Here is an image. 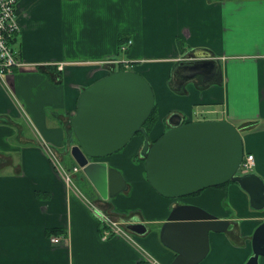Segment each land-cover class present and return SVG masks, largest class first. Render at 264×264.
<instances>
[{"label": "crops", "instance_id": "obj_1", "mask_svg": "<svg viewBox=\"0 0 264 264\" xmlns=\"http://www.w3.org/2000/svg\"><path fill=\"white\" fill-rule=\"evenodd\" d=\"M17 10L21 30L11 43L26 65L15 70L12 92L0 83V264H142L138 248L121 237L105 238L94 213L56 172L42 141L72 164L76 143L67 124L81 92L118 70L101 64L109 60L141 63L148 74L160 124L151 140L170 129L173 116L184 123L226 120L240 129L258 124L264 117V0H19ZM187 56L188 63L216 60L214 79L200 73L184 82L188 73L178 76L175 70ZM124 153L101 161L122 173L127 192L103 201L81 172L74 179L86 184L88 197L74 185L115 220L145 225L146 234L132 232V238L157 260L172 264L176 258L161 243L160 230L178 204L237 223L235 233H210V253L200 264L249 259L253 250L244 252L264 219L250 229L240 217L218 214L216 197L233 192L232 186L170 201L152 189L140 158ZM253 156L264 179V156ZM55 237L60 241L54 243Z\"/></svg>", "mask_w": 264, "mask_h": 264}, {"label": "water", "instance_id": "obj_2", "mask_svg": "<svg viewBox=\"0 0 264 264\" xmlns=\"http://www.w3.org/2000/svg\"><path fill=\"white\" fill-rule=\"evenodd\" d=\"M175 73L186 71L184 82L197 74L216 76L213 58L185 62ZM206 71V73H205ZM217 72V73H216ZM155 93L149 81L135 71L117 70L87 86L80 94L77 111L69 120L77 140L70 153L99 194L113 199L128 191L122 173L101 159L124 149L142 132L146 178L162 197L180 199L205 189L232 182L249 197L250 206L264 210V179L257 173H240L245 157L241 129L226 120L184 123L178 116L169 119L168 129L155 142L144 125L155 108ZM236 222L221 219L193 204L172 208L160 230V241L176 253L172 264H200L210 253V233H229ZM232 226V228H231ZM127 229L144 235L145 225L130 223ZM253 254L244 264H260L264 258V222L254 231Z\"/></svg>", "mask_w": 264, "mask_h": 264}, {"label": "built area", "instance_id": "obj_3", "mask_svg": "<svg viewBox=\"0 0 264 264\" xmlns=\"http://www.w3.org/2000/svg\"><path fill=\"white\" fill-rule=\"evenodd\" d=\"M18 2L19 0H0V83L10 92H12L11 79L15 73V70L26 65L25 62L20 59L18 52L13 48L11 43L21 30L17 13ZM121 49L124 52L128 49V47L125 46ZM101 64H113L120 66L123 70L132 69V62H129L128 60H109L102 62ZM42 143V148L48 155L56 172L63 178L67 186L75 191L78 198L82 199L85 204H87V206L98 219L99 223L103 226L105 238L107 239L108 237L114 235L116 237H127L132 239L127 234H125L123 222L115 220L109 213L101 210L99 206L94 203V201H91L85 197L75 187L73 180L76 174L82 171L81 167L75 165L71 169H68L63 164L62 159L57 153L56 149H54L51 144L45 141H42ZM254 167L255 158L253 154L246 153L245 160L241 167V172H251ZM52 241L57 243L60 241V239L55 237L52 238ZM141 256L142 264H162L152 257H147V255L144 253H142Z\"/></svg>", "mask_w": 264, "mask_h": 264}, {"label": "rangeland", "instance_id": "obj_4", "mask_svg": "<svg viewBox=\"0 0 264 264\" xmlns=\"http://www.w3.org/2000/svg\"><path fill=\"white\" fill-rule=\"evenodd\" d=\"M160 55L161 54H156V55L152 54L151 56L154 58V57H159ZM140 66H142L141 63L134 64L132 62V68L134 69L133 71H135L137 73H141L140 75H143L148 80L149 79L148 74L145 73V70H140L139 69ZM149 68H150V66H147V69H149ZM172 73H173V70H172ZM155 101H157L156 98H155ZM252 101H254L253 96H252ZM158 117H159V112H158ZM263 118L264 117L262 115V119L259 120V123L258 124H254L252 127L244 126V127L241 128L245 153L252 152L256 156H258V155L264 156V132H263V129H264V124L263 123L264 122L262 121ZM158 126H160V124L156 125V127H158ZM235 126L237 127V125H235ZM248 130H249V132H248ZM255 131H257V132L259 131L260 133L255 134L254 136H252L253 135L252 133H254ZM151 135L153 136V134H150V136ZM250 136H252V137H250ZM72 143L73 144L76 143L74 137H72ZM122 152H125L124 154H127L129 157H134V156L139 157V155L141 157V154H140L141 153V149L139 148L138 142H135V143L131 144L128 147H125V149H123ZM71 158H72V156H70V159ZM62 162H63V159H62ZM67 163H68V160H66V164ZM63 164H64V162H63ZM141 165L143 166V168L145 169V172H146L145 162L141 161ZM257 171H258V167L255 166L253 168L252 172L258 174ZM83 174L84 173L81 172L79 174V176H83ZM145 176H146V174H145ZM88 181L89 180L87 179L86 183H87V185L90 186L91 183L89 181V183H90L89 184ZM73 183L83 193L85 192L86 194H88L86 189H85V185L86 184H84V182H82L80 177H78V179H74ZM229 186H232L234 188V191L233 192H228V194L227 193L224 194L223 196H221L223 198H220L219 200H218V197H216L217 203H215V204H217L219 207H216L215 210L219 212L218 214L227 213L229 216H232V217L233 216H237V217H240L241 219H244L245 220L244 221V227L250 225V229H251V224H253L255 221H258L259 219L260 220L264 219V210L256 211V210L252 209L251 206H250L248 195L238 185L231 184ZM85 193H84V195H85ZM85 196H87V195H85ZM179 200L183 201L184 199L181 198ZM124 227H125V234H127L130 238H132V236H133L132 232L129 229H127V226L125 224H124ZM121 238H123L124 240H126L127 242L132 244L133 247H135L136 249L138 248L140 250L141 254L144 253L145 255H147V257H152L155 260H157L146 248H144L135 239H133V238L129 239L127 237H121ZM251 249L252 248H251V244H250L246 248V251L244 253H248L249 252L248 254H250ZM238 256H239V253H238ZM240 259H242V257L238 258L237 260H240ZM157 261H159V260H157Z\"/></svg>", "mask_w": 264, "mask_h": 264}, {"label": "trees", "instance_id": "obj_5", "mask_svg": "<svg viewBox=\"0 0 264 264\" xmlns=\"http://www.w3.org/2000/svg\"><path fill=\"white\" fill-rule=\"evenodd\" d=\"M71 119V118H70ZM159 121V117H158V110H157V106H156V104H155V108H154V111H153V113H152V115L150 116V118L148 119V121L145 123V125H144V127H145V129H146V131L148 132V134H149V136H150V133H151V131L153 130V128L155 127V125L157 124V122ZM67 131L69 132V135L71 134V136L72 137H74L75 138V136H74V134H73V132H72V129H71V126H70V124L68 123L67 124ZM150 141H151V143H153V142H155L156 140H151L150 139ZM75 142H77V140L75 139ZM135 142H138V144L141 146V148H142V146H143V143H144V135H143V133L142 132H139V133H137L134 137H133V139L130 141V143L126 146V147H128V146H130L131 144H133V143H135ZM125 149V148H124ZM123 151V149L121 150V151H119L118 153H120V152H122ZM118 153H116V154H118ZM114 155V154H113ZM139 158H140V161H143V162H145V158H142V157H140V155H139ZM105 159V158H104ZM101 160H103V159H101ZM70 161H71V165H74L75 164V162H74V160H73V158H71L70 159ZM66 165V167L67 168H71L72 166L71 165H67V164H65ZM231 184H235V183H232V182H229V183H226V184H224V185H221V186H218V187H213V188H210V189H223V188H226V187H228L229 185H231ZM153 189V188H152ZM155 191V190H154ZM206 191V190H205ZM205 191H203V192H205ZM203 192H199V193H197V194H194V195H191V196H188V197H184V198H182V199H191V198H196L197 196H199V195H201ZM164 198V197H163ZM223 198V197H222ZM165 199H167V198H165ZM168 200H176V199H168ZM55 231V230H54ZM53 231V232H54Z\"/></svg>", "mask_w": 264, "mask_h": 264}, {"label": "flooded vegetation", "instance_id": "obj_6", "mask_svg": "<svg viewBox=\"0 0 264 264\" xmlns=\"http://www.w3.org/2000/svg\"><path fill=\"white\" fill-rule=\"evenodd\" d=\"M175 201H176V202H178L179 200H174V202H175ZM231 227H232V226H231ZM236 228H237V227L233 228L232 232H234V233H235V231H236Z\"/></svg>", "mask_w": 264, "mask_h": 264}]
</instances>
